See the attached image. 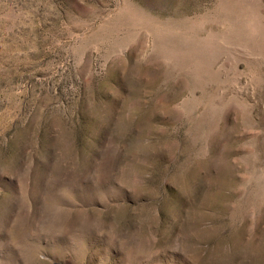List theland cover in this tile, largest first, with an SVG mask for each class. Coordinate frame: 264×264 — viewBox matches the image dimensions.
<instances>
[{"label": "rangeland", "instance_id": "rangeland-1", "mask_svg": "<svg viewBox=\"0 0 264 264\" xmlns=\"http://www.w3.org/2000/svg\"><path fill=\"white\" fill-rule=\"evenodd\" d=\"M0 264H264V0H0Z\"/></svg>", "mask_w": 264, "mask_h": 264}]
</instances>
